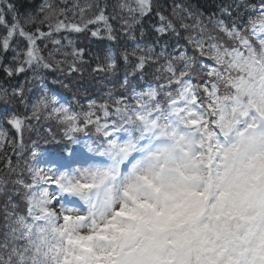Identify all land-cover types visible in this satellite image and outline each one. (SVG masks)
<instances>
[{
  "label": "snow or ice",
  "instance_id": "snow-or-ice-1",
  "mask_svg": "<svg viewBox=\"0 0 264 264\" xmlns=\"http://www.w3.org/2000/svg\"><path fill=\"white\" fill-rule=\"evenodd\" d=\"M0 4H7L8 11L16 12L15 6L7 3V0H0ZM153 7V0H132V4H120V8L127 9L132 16V23L128 24L130 29L136 24H141L143 19L153 12ZM247 7L255 15L249 17L243 27L238 26L235 20L231 27L222 20L216 21V26L233 41V46L222 44L213 36H209L206 41L202 36L189 35L184 39L192 48L191 54L187 47L179 43V39L180 29L187 31L193 27L184 22L181 13L186 14L187 18H192L193 13L184 5H174L173 15L180 22L178 29L173 20L157 10L155 14L159 24L153 26L157 34L156 43L160 37L174 35L177 42L172 45L173 53L166 52L167 44L158 55L155 53L156 43L143 48L137 45L141 54L129 75L142 72L149 61L163 57L165 64L161 65V68L170 74V78L159 88L149 86L146 90L134 89L130 97L117 98L114 110H110L107 102L98 105L105 118L103 123L100 116L91 111V108L97 107L95 102L90 103L88 112L76 113L69 106L59 103L55 95L49 97L47 89H44L42 96L33 105V118L39 119L40 111L48 109L51 105L49 117L55 118L63 126L62 134L71 145L81 144L82 141L77 134L87 136L89 127H94L97 137L95 140L83 141L86 151L71 148L67 155L56 160L58 168L69 170L74 164L97 161L82 171L77 169L79 179L75 175H69L67 171L57 173L52 169L30 167L28 170L32 173V182L16 181L25 189L23 199L27 205V215L17 213L15 216L20 221H33V224H28V228L42 227L52 235L57 249L56 264H166L161 258V248L167 251L174 244L176 246L183 244L182 240L174 239L169 232L177 224L194 221L196 214L189 215L184 211L182 204L178 201L170 202V198L164 194L162 185L166 178L164 165L169 156L168 147L162 145L152 149L150 144L142 146L144 134L141 133L139 139L135 138L129 125L138 117L142 121L143 129L155 134L158 122L164 121L173 130L172 135L175 137L189 125L195 127L199 124L209 111L214 110L222 114L225 104L217 102L216 80L223 75L222 67L225 62L229 65L240 64L247 67L245 53L255 51V44L264 47V0H261L259 6ZM54 11L53 5L45 0L35 14L27 15L25 23L22 24L14 15L12 23L8 24L4 8L0 7V26L7 30L6 35L0 37V73L3 77L11 80L21 74L32 72V78H35L41 69L55 70L42 55V49L37 41L50 38L53 32L59 33L62 29L74 32H81L84 29L78 24L65 23L62 20H57L55 24L51 23ZM222 11L228 12L227 9ZM63 12L61 9L60 14L63 15ZM41 14L42 18H39ZM96 19L107 24L103 10ZM25 24L36 25L35 31H28ZM45 24L49 29L47 32L41 29V25ZM201 24L197 16L195 26L201 27ZM205 29L206 26H202L201 32ZM108 31L109 39H114L115 37L111 35V25H108ZM141 31L143 32V28ZM92 35L97 36L98 33L93 32ZM17 37L26 42L27 46L20 47L17 41V46L13 47L12 42ZM253 37L255 44L251 39ZM52 43L58 45L61 41L53 40ZM9 51L13 56L9 63H5V53ZM176 52L178 55H175ZM73 55L82 58L83 50L73 49ZM205 59L211 63H206ZM124 60L128 62L127 54L124 55ZM174 60L182 65L179 70ZM115 66L113 59L108 68L114 69ZM197 66L201 69L200 73L193 71ZM69 71L71 73L78 69L73 64ZM197 78L205 79L203 83H194V79ZM128 82L126 76L125 85ZM28 83L30 78L25 79V84ZM173 83L177 85L175 93L171 90L165 91L170 89ZM25 84L10 85L11 92L7 87L0 89V100L8 103L9 96H12L24 104ZM230 87L236 93L230 101L233 105L241 109L253 104L264 106V80L257 84L252 79L241 78L234 81ZM161 94L165 97L163 101L159 99ZM243 98H248V105L243 103ZM26 119L15 113L5 117V122L17 133L21 147L23 132L28 127ZM160 134H164L162 129ZM6 144L13 146L15 140L0 126V151L5 149ZM236 151H239L238 146L226 152L225 159ZM141 153L144 155H140ZM32 156H36V151L32 152ZM122 168L125 169L123 181L127 183H122L123 191H119L115 185L120 179ZM0 183L3 181L0 180ZM50 187L54 190H50ZM61 194L74 198L71 203L78 202L82 207H64L60 204ZM244 195L243 192L235 190V185L229 178L224 179L222 188L218 190L222 208L225 205L238 204ZM55 204H59L62 216L52 207ZM15 207L13 204V208ZM82 210L86 211L87 215H68L69 212ZM85 227L88 228L87 231L84 230ZM172 264H180V261L174 260ZM215 264H264V237L254 236L247 239L235 237L229 240L221 250V258Z\"/></svg>",
  "mask_w": 264,
  "mask_h": 264
},
{
  "label": "trees",
  "instance_id": "trees-1",
  "mask_svg": "<svg viewBox=\"0 0 264 264\" xmlns=\"http://www.w3.org/2000/svg\"><path fill=\"white\" fill-rule=\"evenodd\" d=\"M44 2L45 0H7V3L15 6V13L8 11L7 4H0V7L4 8L8 24L12 23L14 15L23 24L27 15L35 14ZM47 2L51 3L55 10L51 15V23L55 24L57 20H62L65 23L78 24L84 30L74 32L62 29L59 33L53 32L50 38L37 41L42 49V55L53 65L55 70L41 69L35 78H32V72H27L11 80L3 77V74L0 73V89L7 87L9 92H11L10 85L25 84V79L30 78V83L25 84L26 99L24 104L12 96H9L8 103L0 100V126L7 131L9 137L15 140L13 146L6 144L5 149L0 151V180L3 181L0 183V264H56L57 249L52 235L42 227L28 228V224H33V221H20L15 216L17 213L27 215V205L23 199L25 189L16 181L22 180L25 183H31L32 173L28 170L30 167L36 168V166L46 164L57 167L58 157L67 155L71 148L76 151H86L83 141L97 138L94 127H89L87 136L77 134L82 141L81 144L71 145L62 134L63 126L55 118L49 117L51 105L48 109L40 111L39 119L33 118V105L42 96L44 89H47L49 97L55 95L59 103L69 106L76 113L88 112L90 103L95 102L97 107L91 108V111L99 115L101 123H103L105 118L98 105L107 102L110 110H114L117 98L130 97L134 89L136 91L146 90L149 86L159 88L170 78V74L161 68V65L165 64L163 57L149 61L142 72L129 75L141 54L137 45L143 48L148 44L156 43L157 34L153 26L159 24L155 14L157 10L173 20L178 29L180 22L173 15L174 5H184L193 13L192 18H187L186 14L181 13V16H184V22L193 27L187 31L180 29L181 37L179 39V43L187 47L191 54L192 48L184 39L189 35L202 36L206 41L209 36H213L220 43L229 47L233 46V41L216 26V21L222 20L231 27L235 20L238 26L243 27L247 24L249 17L255 15L247 6H259L261 0H153V12L145 17L141 24H136L131 29L128 24L132 23V16L127 9L122 10L120 4H132V0H47ZM61 9L64 10L63 15L60 14ZM222 9H227L228 12H224ZM101 10L107 17V24L103 20L96 19ZM42 15L39 18H42ZM197 16L202 22L201 27L206 26L203 32H201V27L195 26ZM89 21L92 22L89 23ZM108 25H111V35L115 37L114 39H109ZM25 27L28 31H35L36 25L25 24ZM41 29L45 32L49 30L47 24L41 25ZM6 31L5 27L0 26V37L6 35ZM93 32H97L98 35L93 36ZM251 39L255 44V38ZM53 40H60L61 43L53 44ZM17 41H19L20 47L27 46L26 42L17 37L12 42L13 47L17 46ZM176 42L177 38L172 34L160 37L159 42L156 43L155 53L158 55L162 47L167 44L166 52L172 54V45ZM73 49L83 50L82 58L75 57ZM125 54L128 55L127 63L124 60ZM175 55H178V52ZM12 56L11 51L5 53V63H9ZM245 58L248 60L247 67H242L240 64L229 65L225 62L222 67L223 75L216 80L218 84L217 102L225 104L224 112L221 114L214 110L209 111L195 127L188 126L192 129L196 128L197 131L201 130V132L199 131L201 140L196 139L198 149L213 154L215 145L219 143L223 146L227 145V143L224 145L218 141L219 136L226 138L235 136L238 132L235 129L237 125L248 124L252 120L251 115L262 116L261 111L259 110V112L254 104L246 109H241L230 103L236 95L234 89L230 87L234 81L241 78L252 79L254 83L258 84L260 80H264V48L255 44V51L245 53ZM113 59L116 66L114 69H109L108 65ZM173 62L179 70V67L182 66L180 62L175 60ZM205 62L211 63L207 59ZM73 64L78 71L70 73L69 70ZM193 71L200 73L201 69L197 66ZM126 76L129 81L127 85L124 83ZM205 78H197L193 82L203 83ZM176 88L177 85L173 83L171 88L165 89V91L171 90L175 93ZM159 99L163 101L165 97L161 94ZM243 103L248 105V98H243ZM11 113L27 118L28 127L23 132L22 147L15 130L5 122V117ZM210 117H214V119H209ZM161 125L168 128L164 121L158 122V126ZM129 128L137 139L141 133L144 134V139L161 135L159 127L155 134L146 132L138 117L131 121ZM172 131L169 127V135H172ZM180 133L182 132L180 131ZM33 151H36L35 157L32 156ZM237 152H234L228 159L221 158L219 160L226 166L229 163L237 162V158L234 156ZM91 163L89 162V164ZM229 177L228 173L224 174L221 180ZM233 184L238 186L237 183ZM247 202L249 201L245 199L244 204ZM13 204L16 205L15 208H13ZM202 208L204 207L202 206ZM10 213L11 215H9ZM214 213L212 212L211 215ZM260 227L259 233L263 231L264 235V225L261 224ZM183 230L181 232L183 237L179 233L175 234L174 239L185 238V253L190 258L196 256L197 259L198 257L204 259L203 252L196 248V243H200L198 242L199 238L201 239L200 234L198 237L197 233L194 236L191 227L185 226ZM195 248L196 252H194ZM205 256L207 255L205 254ZM219 256L221 257V254Z\"/></svg>",
  "mask_w": 264,
  "mask_h": 264
},
{
  "label": "rangeland",
  "instance_id": "rangeland-1",
  "mask_svg": "<svg viewBox=\"0 0 264 264\" xmlns=\"http://www.w3.org/2000/svg\"><path fill=\"white\" fill-rule=\"evenodd\" d=\"M254 106L258 108V111H261L262 116H259V114L258 116L251 115L252 120L248 124H244V128L240 129L236 127L239 131L236 137L238 141L232 142L230 147L220 150L221 158H225L226 152L238 146L239 151L234 155L237 158V162L229 163L225 167H214L220 172H224L225 174L228 173L230 176L229 179H231L232 182L234 180L233 183H237L239 186L235 185V190L245 194L236 205H225L223 208L221 207L220 198L218 197V188L219 185L220 189L223 186L224 180H221V176L223 175H220L221 184L220 180L217 181L214 175L210 177L211 192L207 189L209 182L205 183L199 181L201 175H203L205 179L206 176L213 173L211 170L207 172L201 170L202 173H200L198 170H200L201 166L197 165L195 162L197 160L194 158L191 151V140L194 139L193 134H195V136L198 135L199 131L201 132L200 129L199 131H197L196 128L195 130L193 129V131L188 130V135L183 134L176 138L173 137V141L170 145L169 143H165L167 142L165 139H160L163 141L162 143H158L159 140L150 142L151 148H156L158 144L166 145L167 147L169 145V156L164 165L166 178L162 185L165 196L170 198V202L178 201L182 204L184 211L189 213V215L193 213L196 214L194 221L175 225L169 232V235L174 238L178 233L182 235L181 232L185 226L191 227L194 236L196 233L197 237L200 234L202 239L199 238L200 241L198 242L200 243H196V248L201 249V247H203L201 252L204 251V248L209 251L207 256L203 253L204 259L202 257H198L197 259L196 256L190 258L189 255L185 258V248L182 245L176 246L174 244L173 247L167 251L162 247L161 258L166 264H172L174 260L180 261V264H215V262L221 258L219 256L221 250L229 240L235 237H239L240 239H247L254 236L264 237L262 234L263 231L259 234L256 233L261 231L260 225H264V106L258 104H254ZM260 127L262 131L257 133ZM241 141L244 143L241 144ZM142 146H146V143H143V141ZM140 155L144 154L141 153ZM208 165V163L205 164V166ZM86 167H89V165H73L70 170L67 169L65 171H67L69 175H75V177L79 179L77 169L82 171ZM36 168L45 170L52 169L47 165L36 166ZM195 169H197V171ZM55 172L59 173L61 171L57 170ZM124 173L125 169L122 168L119 174L120 179L115 185L119 191H123L122 183H127L123 181ZM149 176L151 179V174H149ZM213 186L215 187L214 190ZM205 189L208 191H204ZM50 190L54 189L50 187ZM133 194L135 195L136 193ZM61 196L60 204L64 205V207L78 208L76 206H81L78 202H76V204L71 203V200L74 198L63 196V194H61ZM212 197L217 198V201L215 203H207V199ZM245 197L249 201L246 204H244ZM201 205H203L204 208H202ZM52 207L56 210L58 215H63V213L59 211V204H55ZM117 207H119V202L117 203ZM212 212H215L214 215H210ZM68 215L81 216L87 215V212L83 210L80 212H69ZM204 216L205 220L203 219ZM97 223H99V221H97ZM184 224L185 226L183 227ZM174 229H176L178 233ZM84 230L87 231L88 228L85 227ZM181 237H183V235ZM181 240L184 242L185 238H181ZM216 243L220 245L217 246ZM196 248L194 252L197 251Z\"/></svg>",
  "mask_w": 264,
  "mask_h": 264
}]
</instances>
